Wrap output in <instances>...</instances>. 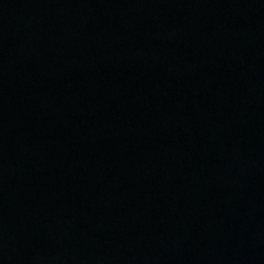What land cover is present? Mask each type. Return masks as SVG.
<instances>
[{
  "label": "water",
  "instance_id": "95a60500",
  "mask_svg": "<svg viewBox=\"0 0 264 264\" xmlns=\"http://www.w3.org/2000/svg\"><path fill=\"white\" fill-rule=\"evenodd\" d=\"M0 264H264V0H0Z\"/></svg>",
  "mask_w": 264,
  "mask_h": 264
}]
</instances>
